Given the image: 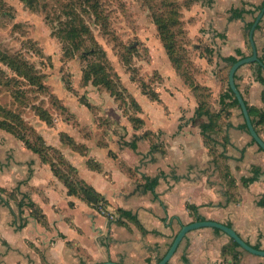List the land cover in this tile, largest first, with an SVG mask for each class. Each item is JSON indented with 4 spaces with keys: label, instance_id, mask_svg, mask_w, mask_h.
I'll use <instances>...</instances> for the list:
<instances>
[{
    "label": "crops",
    "instance_id": "0c3cea01",
    "mask_svg": "<svg viewBox=\"0 0 264 264\" xmlns=\"http://www.w3.org/2000/svg\"><path fill=\"white\" fill-rule=\"evenodd\" d=\"M193 1L183 12L191 39L187 48L197 53L193 82L182 79L166 54L156 66L161 78L152 85L157 99L138 87L133 94L139 111L119 106L106 91L95 99L89 92L90 106L60 95L66 110H55L52 125L31 121L45 143L61 151L76 178L99 195L98 206L79 185V191L68 192L48 162L0 128V264H153L180 226L194 220L188 203L264 249V152L243 128L225 82L233 59L251 54L247 24L255 15L250 11L264 0ZM233 11L242 16L230 17ZM253 38L264 64V16ZM259 67L244 64L234 77L256 120V113H264V80L258 78L264 79V67ZM202 101L218 116L214 141L206 142L201 133L200 123L208 118L195 115ZM256 128L264 140V122ZM61 132L82 151L63 143ZM134 138L135 149L121 144ZM160 173L153 189L143 188L145 177ZM229 238L213 227L191 230L166 264H264V256L240 246L223 252Z\"/></svg>",
    "mask_w": 264,
    "mask_h": 264
},
{
    "label": "rangeland",
    "instance_id": "374dc122",
    "mask_svg": "<svg viewBox=\"0 0 264 264\" xmlns=\"http://www.w3.org/2000/svg\"><path fill=\"white\" fill-rule=\"evenodd\" d=\"M193 2L0 0V59L11 61L17 72L0 61V120L19 124L22 119L32 126V120H40L35 107L55 118V110L66 104L60 95L85 100L90 92L95 99L105 87L85 80L92 70L107 87H125L132 95L141 79L152 88L161 78L156 66L166 57L155 16L170 23L173 53L181 60L177 72L187 83L193 82L198 65L192 58L197 53L187 48L191 39L183 20ZM174 17L178 20L172 25ZM124 107L134 111L128 100Z\"/></svg>",
    "mask_w": 264,
    "mask_h": 264
},
{
    "label": "trees",
    "instance_id": "16d2710c",
    "mask_svg": "<svg viewBox=\"0 0 264 264\" xmlns=\"http://www.w3.org/2000/svg\"><path fill=\"white\" fill-rule=\"evenodd\" d=\"M189 3V2H188ZM264 1L262 2V4L259 7H254L253 9H251V13L256 15L259 10L261 9L262 5H263ZM242 16V11H233L232 14L230 15V17L234 18V17H240ZM161 16H155L154 17V23L156 25L157 28V32L158 35L161 39L163 48L165 49V52L168 56V58L170 59V61L174 64V66L176 67V69L180 66V59L178 57H176L173 53V51L175 50V41L173 39V31L169 30V24L168 21L167 22H163V19H161ZM177 19V17H176ZM175 17L171 20L172 21V25H174V23L176 22ZM168 20V19H167ZM178 20V19H177ZM170 21V20H169ZM261 21V19H260ZM259 21V23H260ZM259 23L257 24L256 28L259 27ZM252 24V21L249 22L247 24V27L249 28L250 25ZM6 58V57H5ZM236 59H233L232 62H234ZM0 61L8 66L9 68L12 69V65L10 64L11 61L8 60H4L3 58L0 59ZM95 65V64H93ZM98 65V64H97ZM96 66V65H95ZM262 67V66H261ZM261 67H259L261 69ZM98 69H102L101 67H99ZM13 71L16 72L15 68L12 69ZM14 72V73H15ZM93 72V70H92ZM92 72L87 73L86 75V81L91 80L92 85L97 86V85H103L105 87L104 91H108V93L114 97V99L116 101H118L119 106L124 107V105H126V102L128 100V104L132 105L134 107V110H140L139 105L137 104L136 100L133 98V95L131 93V91H127L125 90V87H120V88H109L107 87V85L103 84L101 81V79H97L96 75L93 74ZM17 73V72H16ZM18 75V74H17ZM132 80H134L135 78L133 76L130 77ZM258 78L260 80H264L261 76L258 75ZM32 78H30V81ZM33 82V81H32ZM107 82L109 83V81L107 80ZM225 82L227 85V91L230 93L231 96V101L232 104H234L235 106L239 107L237 99L235 98L233 92L231 91V89L228 86V80H227V75L225 76ZM114 84V83H111ZM115 86V84H114ZM138 87L140 88V90L142 91V93H144L145 95H147L149 98L151 99H157V94L156 91L153 88L148 87V85L144 82V80H139L138 83ZM197 87V86H195ZM58 98V97H57ZM59 99V98H58ZM79 102H81L82 104L86 105V106H90L88 101L85 99L83 100L82 97H79ZM205 102L202 101V103H200L198 105V107L195 110V115L196 117H199L201 115H205L208 120L206 122H202L200 123V128H201V133L204 137V140L206 142L208 141H214V139L211 137V133L215 132V126H217V118L218 116L210 113L207 109V107L204 105ZM122 104V105H121ZM63 107H60L59 112L65 113L66 110V106L62 105ZM247 106V105H246ZM125 108V107H124ZM126 109V108H125ZM240 109V107H239ZM248 112L252 121V124L255 128V130L258 133L257 130V124L258 123H262L264 122V113H256V115L259 116V119L256 120L253 113H255L256 111H254L252 108L248 107ZM36 110V115L38 116V118L45 122L47 125H52L54 122V118L51 116V114L49 113V111H47L45 108H41V107H35ZM8 113H10L13 116V112L12 111H8ZM130 119L132 122H134V124H138L141 123V120L137 117H131ZM20 120V119H18ZM137 126V125H134ZM0 128L4 129L7 132L12 133L15 137L19 138L20 140H22L25 144V146L29 149H31L32 151L36 152L39 156L40 159L44 162H48L49 165L51 166V169L53 170V172L56 174V176H58L60 179L63 180V182L66 184L67 188H68V192H76L79 191L78 189V185L81 188L86 189L88 192H90L92 195L97 197V203H95V205H99V202L101 200V198L99 197V195L97 193H95L91 188L85 186L83 183H81V181L79 179L76 178L75 176V169L73 167H71V165L65 160V158L63 157L61 151L53 146L47 145L43 139V137L35 131V129L26 124L25 122L22 121V119L20 120L19 124L14 122V121H9L8 119H2L0 120ZM243 128H246V124L245 122L243 123ZM149 133L144 132L143 135H148ZM60 136V140L63 143H66L74 148H79L80 150L82 149V147L80 145H77L73 139L66 134L65 132H61L59 134ZM252 142H255L252 139ZM121 144L123 145H129L131 148L135 149L136 148V143H135V138L132 141H122ZM155 145L152 147V149H155ZM259 150H262L259 147ZM82 151V150H81ZM89 165H94L95 163H92L90 160L88 161ZM95 166V165H94ZM259 172V168H255L253 171V176L256 177L257 174ZM162 176V173L154 176V177H145V182L142 184L144 189H153V187L158 183V179L159 177ZM24 203L23 199L19 201L18 205L22 206V204ZM188 209L190 210V212H192L194 214V220H204L205 217L200 215L199 213H197L196 210V206L193 204H187ZM126 212V211H124ZM229 246H223L222 251L225 252L226 249H230V248H235V247H239V245L231 238H229ZM253 247L255 248H259V245H253ZM234 257H236V255L234 254ZM84 264V263H82ZM233 264H237V263H233Z\"/></svg>",
    "mask_w": 264,
    "mask_h": 264
},
{
    "label": "water",
    "instance_id": "95a60500",
    "mask_svg": "<svg viewBox=\"0 0 264 264\" xmlns=\"http://www.w3.org/2000/svg\"><path fill=\"white\" fill-rule=\"evenodd\" d=\"M263 16H264V3L261 9L259 10V12L255 15L252 21V24L250 25L248 29V40L251 46V54L240 57L231 63L228 69V72H227V80H228L229 88L231 89L235 98L237 99V102L240 107L241 113L243 115L248 133L250 134L251 138L255 141V143L264 152V140L259 136V134L257 133V131L255 130L252 124L245 100L242 94L240 93V91L238 90L235 84V79H234L236 70L244 64L256 62L264 67V64L262 63V61L259 59L257 55V49H256V45H255L254 38H253L254 30L256 29L257 24L259 23L260 19ZM82 193L87 199L91 200L93 203L97 202L98 200L97 197L92 195L86 189L83 188ZM205 226L219 229L224 234H226L228 237L233 239L242 249L252 254H255V255L264 256V249L255 248L249 243H247L246 241H244L232 227L226 224L214 221V220L204 219V220H193L191 222L182 224L180 228L178 229V231L176 232L175 236L173 237L165 254L153 264H166V262L170 259V257L176 251L181 240L184 238V236L189 231L194 230L196 228L205 227ZM93 264H127V263L117 262V261H103V262L93 263Z\"/></svg>",
    "mask_w": 264,
    "mask_h": 264
},
{
    "label": "built area",
    "instance_id": "2783aa9c",
    "mask_svg": "<svg viewBox=\"0 0 264 264\" xmlns=\"http://www.w3.org/2000/svg\"><path fill=\"white\" fill-rule=\"evenodd\" d=\"M104 211H105V210H104V209H102V207H100V212L104 213Z\"/></svg>",
    "mask_w": 264,
    "mask_h": 264
}]
</instances>
